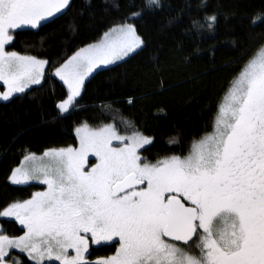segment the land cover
<instances>
[{
    "label": "snow or ice",
    "instance_id": "snow-or-ice-1",
    "mask_svg": "<svg viewBox=\"0 0 264 264\" xmlns=\"http://www.w3.org/2000/svg\"><path fill=\"white\" fill-rule=\"evenodd\" d=\"M70 7V0H0V101L58 78L66 93L56 109L70 113L94 70L143 50L146 41L132 21L163 3L130 5L94 43L62 60L13 50L17 30L39 29ZM196 7L201 15L190 17L191 32L214 31L220 13L208 12L207 0ZM258 22L264 10L250 19L254 44L221 86L211 131L194 137L187 154L153 163L138 151L152 138L87 123L75 128L78 147H48L40 155L26 150L8 179L46 188L0 210V218L22 226L20 235L0 228V264H25L14 250L30 264H264V31H254ZM104 242H112L114 253L90 259L91 246Z\"/></svg>",
    "mask_w": 264,
    "mask_h": 264
},
{
    "label": "trees",
    "instance_id": "trees-1",
    "mask_svg": "<svg viewBox=\"0 0 264 264\" xmlns=\"http://www.w3.org/2000/svg\"><path fill=\"white\" fill-rule=\"evenodd\" d=\"M197 2L162 0L160 10L145 11L132 21L146 41L143 50L95 70L85 79L79 103L70 113L61 115L56 109L66 93L58 78L16 94L9 102L0 101V210L44 188L37 183L14 185L8 179L26 150L38 154L48 147L74 146L78 143L75 128L80 124H115L118 131L129 134L138 130L152 138L139 150L151 162L165 155L187 154L194 137L211 131V118L224 95L221 86L235 75L242 54L254 44L250 19L264 10V0H207V11H218L220 19L214 31L200 35L189 26L191 16L201 15ZM70 3L53 22L39 29L17 30L13 50L62 60L95 42L129 14L130 5L138 9L141 0ZM254 31H264V22H258ZM130 97L135 100L131 105ZM121 120L130 124L121 125ZM173 138L179 143H169ZM5 224L13 234L21 233L16 224ZM19 256L30 264L25 255Z\"/></svg>",
    "mask_w": 264,
    "mask_h": 264
},
{
    "label": "flooded vegetation",
    "instance_id": "flooded-vegetation-1",
    "mask_svg": "<svg viewBox=\"0 0 264 264\" xmlns=\"http://www.w3.org/2000/svg\"><path fill=\"white\" fill-rule=\"evenodd\" d=\"M27 27L28 26H25V28H27ZM2 220L11 222V224L14 223L19 228L22 227V226H20L18 224V222H16L14 220V218H1V220H0V228H2L9 235H12L13 233L9 231V229L7 228L8 225L5 224V223H8V222L2 221ZM20 234H22V233H20ZM20 234H18V235H20ZM90 251L92 253L90 259H96L97 257H100V256L113 254L114 251H115V246L112 244V242H104V243H102V245H92ZM15 254L19 256L20 253L18 251L14 250L13 251V255H15ZM21 255H24V254H21ZM20 259H22V257H20ZM52 264H56V263H52Z\"/></svg>",
    "mask_w": 264,
    "mask_h": 264
},
{
    "label": "rangeland",
    "instance_id": "rangeland-1",
    "mask_svg": "<svg viewBox=\"0 0 264 264\" xmlns=\"http://www.w3.org/2000/svg\"><path fill=\"white\" fill-rule=\"evenodd\" d=\"M27 28H30V27H27ZM93 43H94V42H93ZM126 58H127V57H126ZM118 62H119V61H118ZM107 66H108V65H107ZM103 67H106V66H103ZM101 68H102V67H101ZM99 69H100V68H99ZM97 70H98V69H97ZM90 75H91V74H90ZM90 75H89V76H90ZM89 76H88V77H89ZM88 77H87V78H88ZM4 90H5V88H4V86H3V82L0 81V91H4ZM18 94H19V93H18ZM15 95H16V94H14V96H15ZM89 126H90V125H89ZM90 127H91V126H90ZM119 132H120V131H119ZM120 134H121V135H131V134H129V133H121V132H120ZM143 135H144V134H143ZM145 136H146V135H145ZM78 143H79V142H78ZM78 143H77L76 145H74V146H77V147H78ZM113 144H114V146H116V145H117V142L114 141ZM145 146H146V145H144L143 147H145ZM143 147H142V148H143ZM142 148H141V149H142ZM139 150H140V149H139ZM139 150H138V151H139ZM40 154H41V153H38L37 155H40ZM140 155H141V154H140ZM89 159H90L92 162H95V158H94V157H91V156H90ZM153 163H155V162H153ZM19 165H20V164H19ZM19 165H18V166H19ZM18 166H17V167H18ZM32 183L40 184V183H38V182H36V181H30V182H29V184H32ZM41 185H42V184H41ZM43 186H44V188L39 189V190H36V191H43V190L46 188L45 185H43ZM36 191H35V192H36ZM28 199H29V198H28ZM16 251H17V250H16ZM15 255H16V254H15ZM19 258H20V257H19ZM45 263H46V264H52V263H56V264H58V262H55V261H52V262H48V261H46Z\"/></svg>",
    "mask_w": 264,
    "mask_h": 264
},
{
    "label": "crops",
    "instance_id": "crops-1",
    "mask_svg": "<svg viewBox=\"0 0 264 264\" xmlns=\"http://www.w3.org/2000/svg\"><path fill=\"white\" fill-rule=\"evenodd\" d=\"M108 66H109V65H108ZM101 67L103 68V66H101ZM101 67H100V68H101ZM98 69H99V68H98ZM96 70H97V69H96ZM94 71H95V70H94Z\"/></svg>",
    "mask_w": 264,
    "mask_h": 264
}]
</instances>
